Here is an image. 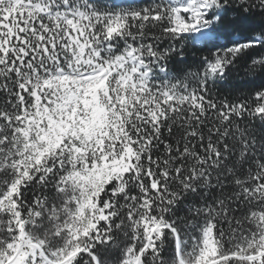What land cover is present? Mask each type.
Returning <instances> with one entry per match:
<instances>
[{"label":"snow or ice","instance_id":"snow-or-ice-1","mask_svg":"<svg viewBox=\"0 0 264 264\" xmlns=\"http://www.w3.org/2000/svg\"><path fill=\"white\" fill-rule=\"evenodd\" d=\"M0 264H264V0H0Z\"/></svg>","mask_w":264,"mask_h":264}]
</instances>
